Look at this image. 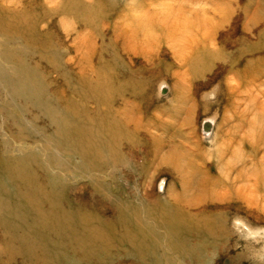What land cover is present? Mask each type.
Wrapping results in <instances>:
<instances>
[{"label": "rangeland", "instance_id": "374dc122", "mask_svg": "<svg viewBox=\"0 0 264 264\" xmlns=\"http://www.w3.org/2000/svg\"><path fill=\"white\" fill-rule=\"evenodd\" d=\"M69 6L87 13L97 27L79 22L73 15L51 19L53 12ZM42 9L49 17L41 21L39 30L51 32L55 45L61 52L67 51L59 69L51 68L46 59L40 60L27 45L28 34H22L25 28L21 21ZM148 10L152 22L143 18ZM0 11L1 26L7 34H15L11 38L0 33V49L16 53L30 66L38 65L51 93L65 88L64 72L72 78L79 74L76 66L81 61L90 76L92 67L97 69L105 61L119 83L133 80L141 91L138 98L128 95L133 112L129 128L143 142L137 149L140 158L135 159L149 169L135 177L128 171L129 181L119 178L118 182L109 170L100 174L102 181L114 185V192L122 190V183L128 184V192L138 195L132 197L153 209H158L159 201L168 203L190 224H201L206 217L203 221L215 234L203 240L205 248H199L202 254L197 264H264V0H0ZM124 29L139 32L137 42L131 39L127 46L145 53L125 49L119 35ZM177 29L185 35L176 37ZM89 32L94 50L85 62V55L75 52V40L78 34L82 39ZM205 32L207 42L203 40ZM173 35L175 40L194 37L199 41L182 48L180 41H168ZM197 54L201 58L191 69L189 62ZM0 65L11 70L17 66L3 60ZM130 72H135L132 78ZM89 106L94 110L95 102ZM244 138L250 143L242 144ZM154 143L160 145L157 154H153ZM174 146L213 178L212 185L221 183L219 189L210 185L199 188L204 182L202 174L182 175L174 163L164 164L163 158L171 157ZM130 152L127 149L126 153ZM182 163L186 168L188 162ZM241 173L249 178L238 179ZM253 174L258 178L254 175L250 181ZM88 181L76 177L67 185L79 192L86 189L83 184ZM224 184L231 187L228 193ZM240 188L244 190L238 197L235 193ZM192 243L196 244V239ZM158 245L166 258L149 264H190L171 249V243ZM116 251L104 264H141L126 253L116 255Z\"/></svg>", "mask_w": 264, "mask_h": 264}, {"label": "bare ground", "instance_id": "6f19581e", "mask_svg": "<svg viewBox=\"0 0 264 264\" xmlns=\"http://www.w3.org/2000/svg\"><path fill=\"white\" fill-rule=\"evenodd\" d=\"M140 11L144 9L141 7ZM53 13L51 19L61 14L73 15L79 22L97 27L87 13L70 6ZM147 13L143 18L152 22L149 10ZM47 17L49 14L42 9L32 14V18L22 20L25 28L22 34H28L27 45L38 53L40 60L46 59L51 68L59 69L67 51L61 52L55 45L51 32L39 30V24ZM1 25L0 33L11 38L15 35L7 34ZM133 31L124 29L119 34L125 49L145 53L144 49L138 51L127 46L131 39L137 42L139 38V32ZM175 32L176 37L185 35L184 30ZM207 35L206 32L203 35L206 42ZM80 36L75 40V52L85 55L86 62L94 50L93 35L89 32L82 39ZM174 36L168 41H180L182 48H190L191 42L199 41L194 37L175 40ZM173 46L174 50L178 49L174 43ZM184 52L182 49L181 54ZM200 58L198 54L193 55L189 62L191 69ZM0 59L17 65L12 70L0 65L3 118L0 125V264H104L112 259L114 250L116 255L126 253L141 264H149L162 256L166 258L158 248L163 241L171 243V249L190 264H197L202 254L199 248H205L206 240H203L215 234L214 228L203 221L208 220L206 217L201 224L194 221L190 224L179 216V210L178 213L171 210L168 203L159 201L158 209H153L133 198L132 194L138 195L128 192V184L122 183V190L114 192V185L101 180L100 174L109 170L118 182L119 178L129 181L131 174L143 175L149 169L135 159L140 158L137 149L143 142L129 128L133 112L128 95L138 98L141 94L134 81L119 83L116 72L105 61L97 69L92 67L91 76L86 75L87 67L81 61L76 66L80 67L79 74L72 78L64 72L65 88L51 93L38 65L30 66L7 49H0ZM134 73L130 72V78ZM93 101L94 110L89 106ZM14 110L20 113L15 114ZM242 141V144L249 142L246 138ZM159 146L154 143L153 154L159 152ZM127 149L130 154L126 153ZM171 152L170 158H163L164 164L174 163L182 175L202 174L204 182L198 184L199 188L210 185L214 190L219 189L221 183L212 185L213 178L206 171L201 172L194 160L181 155L179 148L174 146ZM185 160L186 168L182 167ZM70 171L72 175L66 173ZM239 175L238 179L249 178L247 173ZM254 175L250 181L257 174ZM76 177L89 180L87 185L83 184L86 189L82 192H74L67 185L68 180ZM224 187L228 193L230 185L224 184ZM240 189L235 193L238 197L244 190ZM107 210L112 215H106ZM147 218L152 221L147 222ZM195 239L196 244L192 243Z\"/></svg>", "mask_w": 264, "mask_h": 264}]
</instances>
